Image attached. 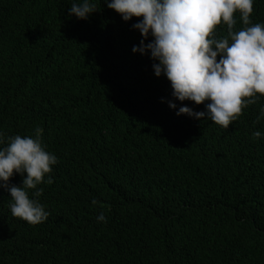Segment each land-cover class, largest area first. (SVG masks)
Segmentation results:
<instances>
[{"label": "trees", "instance_id": "obj_1", "mask_svg": "<svg viewBox=\"0 0 264 264\" xmlns=\"http://www.w3.org/2000/svg\"><path fill=\"white\" fill-rule=\"evenodd\" d=\"M73 2L0 0V132L42 128L58 158L41 196L28 190L45 222L12 216L0 188V264H264V137L252 136L264 95L227 129L177 116L169 100L204 104L175 100L150 55L132 52L138 18L91 0L80 20ZM250 21L264 23V0ZM215 34L227 36L223 21Z\"/></svg>", "mask_w": 264, "mask_h": 264}, {"label": "clouds", "instance_id": "obj_2", "mask_svg": "<svg viewBox=\"0 0 264 264\" xmlns=\"http://www.w3.org/2000/svg\"><path fill=\"white\" fill-rule=\"evenodd\" d=\"M255 0H104L107 8L132 24L142 39L134 45L133 53L150 55L156 77L170 82L171 95L180 102L204 104V111L168 101L176 115L197 120L205 119L227 129L241 114L242 108L255 104L264 95V23L253 24L250 15ZM97 11L91 0L73 2L70 16L87 20ZM240 13L245 27L234 31V12ZM227 26V36L217 38V25ZM151 37V40H149ZM145 41H148L145 43ZM219 57V59H218ZM163 99V98H162ZM264 116V107L260 109ZM259 119V117H258ZM43 129L37 127L34 136H9L0 132V188L10 193L12 216L29 224L45 222L49 212L38 199L43 193L41 183L52 184L46 174L58 163L55 154L48 152L42 142ZM253 138L264 133L254 131ZM26 173V175H25ZM19 174L22 185L10 184ZM98 204L95 199L91 202ZM97 223H106L104 212Z\"/></svg>", "mask_w": 264, "mask_h": 264}]
</instances>
